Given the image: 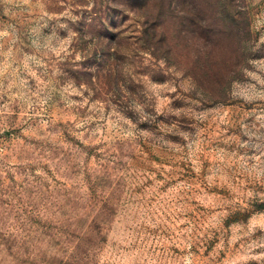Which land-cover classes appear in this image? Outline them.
Instances as JSON below:
<instances>
[{
    "label": "rangeland",
    "instance_id": "1",
    "mask_svg": "<svg viewBox=\"0 0 264 264\" xmlns=\"http://www.w3.org/2000/svg\"><path fill=\"white\" fill-rule=\"evenodd\" d=\"M0 264H264V0H0Z\"/></svg>",
    "mask_w": 264,
    "mask_h": 264
}]
</instances>
